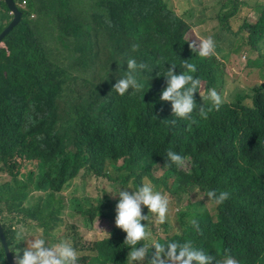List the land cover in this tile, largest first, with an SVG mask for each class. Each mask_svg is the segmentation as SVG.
<instances>
[{"label": "trees", "instance_id": "obj_1", "mask_svg": "<svg viewBox=\"0 0 264 264\" xmlns=\"http://www.w3.org/2000/svg\"><path fill=\"white\" fill-rule=\"evenodd\" d=\"M187 2L200 7L199 16L187 6L178 15L170 0H29L30 11L46 19L23 14L0 45V221L13 258L33 239L18 243L16 223L32 221L51 247L63 240L58 234L69 216L89 230L98 218L109 225L107 236L90 243L97 255L91 264H126L125 234L115 226L118 197L107 192L148 181L169 199V213L181 207L179 216L184 204L204 203L193 190L228 191L223 204L209 201V211L199 213L210 221L204 232L183 227L170 240L190 239L219 264L225 252L235 264H264V81L235 102L221 99L207 118L178 119L159 100L162 75L186 72L185 63L195 65L201 82L198 106L209 88L222 97L226 64L216 52L199 57L200 44L189 37L200 17L218 20L232 36L228 62L247 55L238 65L246 79L256 71L264 79V0ZM243 9L252 13L233 33L228 20ZM13 19H2L0 29ZM130 58L147 67L141 88L120 96L112 88ZM169 149L184 156L183 167H165ZM36 157L44 172L23 182L20 171ZM145 223L153 238L166 241V219ZM79 227L74 223L65 238L80 252L86 247H79ZM0 264H9L1 245Z\"/></svg>", "mask_w": 264, "mask_h": 264}, {"label": "clouds", "instance_id": "obj_2", "mask_svg": "<svg viewBox=\"0 0 264 264\" xmlns=\"http://www.w3.org/2000/svg\"><path fill=\"white\" fill-rule=\"evenodd\" d=\"M12 1L14 5L10 7L7 0H0V21L4 18L13 17L12 22H14L17 14L22 21L25 13L30 15L32 20L46 19L30 11L29 0H22V3ZM2 6L7 7V9L2 8ZM12 22L6 28L0 29V34L8 29ZM13 30L1 38L0 45H2L3 39ZM68 51L71 52V50ZM215 51L216 44L214 40L212 37H207L202 40L198 56L207 58L213 56ZM146 67L144 63H138L133 58L128 59L126 71H123V76L116 80L112 90L120 96H124L129 89L139 90L141 84L138 83V80ZM182 67L187 68V71L174 74L170 69L162 75L166 79V86L161 89L159 100L170 103L172 114L178 119H189L194 114L207 118L209 111L214 108L219 109L221 97L215 88H209L205 97L202 98V105L198 106L194 93H197V88L201 82L193 76L196 67L192 63H185ZM165 155L168 161L165 167L175 166L181 168L184 166L185 158L180 153L169 149ZM122 189H131V191ZM115 192V195L112 194V190L107 193H110L113 197H118V202L115 206V226L125 234L123 244L129 249L126 264H219L215 256L197 247L192 240L187 239L181 242L180 240H170V238L173 237L174 233L180 235L183 227H189L197 234L204 232V228H208L210 221L202 218L199 213L204 209L209 211V201L214 202L216 205L223 204L229 198L228 191L208 190L206 192H198L193 190L191 194H197L198 198L206 196L205 201L204 203H196V201L194 202L196 205L194 203L191 205L184 204L186 207L182 206L184 209L181 216L177 214L181 207L169 213V199L156 190L151 182L146 181L139 185H130L128 187L119 186L115 189ZM7 202L8 204L14 203L12 196L8 198ZM142 208L148 210L147 214H142ZM152 216H155L157 223H164L166 219L170 228L166 230V241L151 236L148 225L145 222L150 220ZM168 218L171 220V226L167 220ZM18 224L26 227L34 225L32 221L27 224L16 223L14 229L17 230L16 225ZM0 226L8 244L1 221ZM15 239L18 243L24 242V233L17 230ZM70 242L62 240L49 247L45 239L33 238L31 243L26 244V247L22 250V255L21 250H15V255H13L14 264H78V252ZM0 245L3 249L1 241ZM93 259H97V257ZM223 259L224 264H235L234 256L232 259L227 252H225ZM92 260L87 263L91 264Z\"/></svg>", "mask_w": 264, "mask_h": 264}, {"label": "rangeland", "instance_id": "obj_3", "mask_svg": "<svg viewBox=\"0 0 264 264\" xmlns=\"http://www.w3.org/2000/svg\"><path fill=\"white\" fill-rule=\"evenodd\" d=\"M188 0H170V6L174 9L175 13L178 15H182V9L184 6L194 8L196 13H192V16H199L200 13V7L197 5H192L191 2H187ZM207 4L211 0H204ZM249 3H253L256 0H246ZM165 2V1H164ZM167 2V1H166ZM179 10V11H178ZM184 10V9H183ZM252 12L248 11L246 9H243L240 11L238 17H230L229 18V24L231 26V32L236 33L235 31L239 29L241 19L245 17H249ZM191 19V18H189ZM193 23H200L196 26H193L191 29V33L189 34V37L192 38V40H196L200 45L202 43V40L207 37H212L216 44V53L221 58L222 62H224L226 65L224 66V76L225 79L224 88L222 89V97L221 99L223 102L231 103L235 102L236 97L241 94L245 95L249 92V87L251 83L260 84L264 81L263 76L259 74L257 71L250 73L248 80L246 79L247 75L243 73L238 67V65L244 66V59L247 58V55L245 57L241 58V61L239 64L235 60L232 62H228L227 55L229 54V51L231 53L232 50V36L227 31H222L220 26V22L218 20H213L211 22L207 21L205 22V19H202L201 17L198 18ZM237 34V33H236ZM243 37H246V35H243ZM240 41L243 42L244 38H240ZM229 57V55H228ZM256 55L252 54V58L255 59ZM246 104H250V100H245ZM34 163H29V166L22 169L21 174L23 175L21 177L23 182L32 183L34 180V176L32 173L36 172V177L39 175V173L44 172V164L36 157L35 159H32ZM157 176H160V173L157 174ZM73 192V187L67 189L64 191L65 196L71 195ZM202 201L198 200L196 203H201ZM178 219V217H177ZM77 219L72 217H65V225L63 227L62 232H60L58 235H61L63 237V240H67L70 242L69 239L65 238L66 234H69L70 230L73 227V224H77L80 231L83 241L79 242V247H86L82 251H77L79 256L78 263H85L88 264L92 260V258L97 257L96 253H94L93 249L94 246L90 245V243L94 241L101 240L105 237L107 231H108V223L104 219L98 218L96 224H94L92 229H87L86 226L82 222L76 221ZM170 226L172 225L170 218L167 219ZM16 228L18 232H23L26 237V242L29 241L30 238H41V230L36 228L34 225H29L28 227L23 226L21 224L16 225ZM71 243V242H70ZM24 246V245H22ZM26 246V244H25ZM90 258V260H89ZM88 262V263H87Z\"/></svg>", "mask_w": 264, "mask_h": 264}, {"label": "water", "instance_id": "obj_4", "mask_svg": "<svg viewBox=\"0 0 264 264\" xmlns=\"http://www.w3.org/2000/svg\"><path fill=\"white\" fill-rule=\"evenodd\" d=\"M7 3H8V5L10 7H12L14 5L12 0H7ZM20 21H21L20 20V16L17 14L14 22L11 23V25L8 27V29L4 30L0 34V40H1V38L3 36H6L11 30H13L20 23ZM0 241H1V244H2L3 249H4V253H6V257H7L8 261H9V264H14V259H13L12 255H11L9 246H8V244L6 242V238H4V234H3V231L1 229V226H0Z\"/></svg>", "mask_w": 264, "mask_h": 264}]
</instances>
